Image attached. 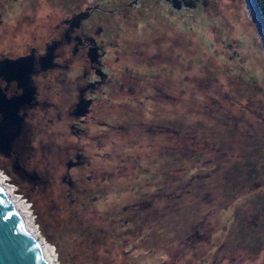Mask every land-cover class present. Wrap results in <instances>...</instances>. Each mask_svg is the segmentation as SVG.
I'll use <instances>...</instances> for the list:
<instances>
[{
  "label": "rangeland",
  "instance_id": "rangeland-1",
  "mask_svg": "<svg viewBox=\"0 0 264 264\" xmlns=\"http://www.w3.org/2000/svg\"><path fill=\"white\" fill-rule=\"evenodd\" d=\"M79 5L101 28L105 78L77 138L62 125L80 149L74 185L56 173L28 192L0 166L38 237L58 264H264V32L251 1L0 0V55L48 43Z\"/></svg>",
  "mask_w": 264,
  "mask_h": 264
},
{
  "label": "flooded vegetation",
  "instance_id": "flooded-vegetation-1",
  "mask_svg": "<svg viewBox=\"0 0 264 264\" xmlns=\"http://www.w3.org/2000/svg\"><path fill=\"white\" fill-rule=\"evenodd\" d=\"M162 1L167 3L170 0ZM90 12L88 5H79L68 18L59 23L56 19L54 33L48 43H42V39H39L36 47H28L18 55H0V64L5 61L29 62L32 75L38 74L24 83L19 81L24 77L21 73L14 75L11 69L0 72V91L7 98L21 96L26 90L30 94V86L34 89H31L29 100L19 109L22 118L20 135L14 141L9 155L5 158L0 155V166L11 176L12 181L20 186L25 185L22 188L28 192L51 187V181L47 178L53 180L56 173L60 176L59 181L67 182L69 187L74 185L70 170L75 169L74 166L80 161V149L71 144L69 137L62 140V125L66 119L72 137L77 138L80 131L77 122L83 121L88 105L92 103L87 94L97 89V85H101L105 78L100 62L103 52L95 37V32L98 34L101 28L95 30L94 27L83 25ZM77 68L81 69L79 73H75ZM26 70L23 69V72ZM32 111L39 112L35 124L30 121ZM50 112L54 114L53 120L48 118L44 123L43 118L51 116ZM40 113H44V117ZM52 123L53 132L50 129L47 131ZM51 144L56 145L55 148ZM32 148L36 153L50 150L55 159L48 162L47 166L39 167L37 156L29 160L25 158Z\"/></svg>",
  "mask_w": 264,
  "mask_h": 264
},
{
  "label": "water",
  "instance_id": "water-1",
  "mask_svg": "<svg viewBox=\"0 0 264 264\" xmlns=\"http://www.w3.org/2000/svg\"><path fill=\"white\" fill-rule=\"evenodd\" d=\"M31 69L29 62L5 61L0 72L18 75ZM28 89V88H27ZM29 90V89H28ZM31 94V90H29ZM27 90L21 96L7 98L0 91V155L8 156L22 130L19 109L29 100ZM0 264H49L24 222L0 188Z\"/></svg>",
  "mask_w": 264,
  "mask_h": 264
},
{
  "label": "bare ground",
  "instance_id": "bare-ground-1",
  "mask_svg": "<svg viewBox=\"0 0 264 264\" xmlns=\"http://www.w3.org/2000/svg\"><path fill=\"white\" fill-rule=\"evenodd\" d=\"M3 175L4 174L0 172V188L24 222L25 226L29 230L37 246L41 250L46 260L49 262V264H58L54 255L53 248L51 246L48 247L47 244L38 237V233L36 232V229L33 225L34 222L31 216V211L29 210L26 201H23L20 196L16 195L13 186L8 182V178Z\"/></svg>",
  "mask_w": 264,
  "mask_h": 264
},
{
  "label": "trees",
  "instance_id": "trees-1",
  "mask_svg": "<svg viewBox=\"0 0 264 264\" xmlns=\"http://www.w3.org/2000/svg\"><path fill=\"white\" fill-rule=\"evenodd\" d=\"M264 32V0H250Z\"/></svg>",
  "mask_w": 264,
  "mask_h": 264
},
{
  "label": "built area",
  "instance_id": "built-area-1",
  "mask_svg": "<svg viewBox=\"0 0 264 264\" xmlns=\"http://www.w3.org/2000/svg\"><path fill=\"white\" fill-rule=\"evenodd\" d=\"M8 178V177H7ZM9 181V180H8Z\"/></svg>",
  "mask_w": 264,
  "mask_h": 264
}]
</instances>
